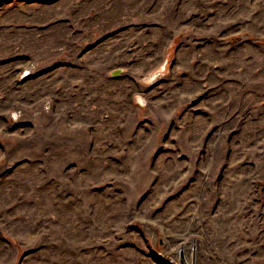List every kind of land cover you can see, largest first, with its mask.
Masks as SVG:
<instances>
[{
	"label": "rangeland",
	"instance_id": "1",
	"mask_svg": "<svg viewBox=\"0 0 264 264\" xmlns=\"http://www.w3.org/2000/svg\"><path fill=\"white\" fill-rule=\"evenodd\" d=\"M181 250L264 264V0H0V264Z\"/></svg>",
	"mask_w": 264,
	"mask_h": 264
},
{
	"label": "water",
	"instance_id": "2",
	"mask_svg": "<svg viewBox=\"0 0 264 264\" xmlns=\"http://www.w3.org/2000/svg\"><path fill=\"white\" fill-rule=\"evenodd\" d=\"M195 263H196V253H195V250H193L191 262H188V260H187V258L185 256L184 250H181L180 251V254H179V264H195ZM170 264H178V263L171 262Z\"/></svg>",
	"mask_w": 264,
	"mask_h": 264
},
{
	"label": "bare ground",
	"instance_id": "3",
	"mask_svg": "<svg viewBox=\"0 0 264 264\" xmlns=\"http://www.w3.org/2000/svg\"><path fill=\"white\" fill-rule=\"evenodd\" d=\"M160 72L157 71L155 73H152L146 80H145V83L148 84V83H152L154 81H156V79L158 78ZM142 102V101H141Z\"/></svg>",
	"mask_w": 264,
	"mask_h": 264
}]
</instances>
